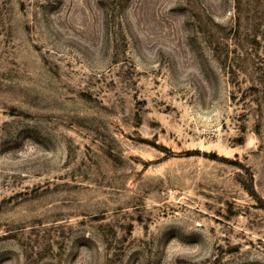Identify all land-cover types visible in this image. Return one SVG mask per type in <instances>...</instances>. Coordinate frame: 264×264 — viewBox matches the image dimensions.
<instances>
[{"label": "rangeland", "instance_id": "rangeland-1", "mask_svg": "<svg viewBox=\"0 0 264 264\" xmlns=\"http://www.w3.org/2000/svg\"><path fill=\"white\" fill-rule=\"evenodd\" d=\"M0 264H264V0H0Z\"/></svg>", "mask_w": 264, "mask_h": 264}]
</instances>
